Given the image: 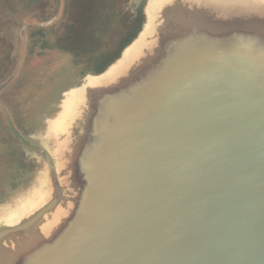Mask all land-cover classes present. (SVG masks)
<instances>
[{"label":"water","instance_id":"95a60500","mask_svg":"<svg viewBox=\"0 0 264 264\" xmlns=\"http://www.w3.org/2000/svg\"><path fill=\"white\" fill-rule=\"evenodd\" d=\"M119 50L45 117L0 264H264V0H143Z\"/></svg>","mask_w":264,"mask_h":264},{"label":"rangeland","instance_id":"374dc122","mask_svg":"<svg viewBox=\"0 0 264 264\" xmlns=\"http://www.w3.org/2000/svg\"><path fill=\"white\" fill-rule=\"evenodd\" d=\"M143 0H0V205L34 180L38 132L62 90L114 55Z\"/></svg>","mask_w":264,"mask_h":264},{"label":"flooded vegetation","instance_id":"af4514ba","mask_svg":"<svg viewBox=\"0 0 264 264\" xmlns=\"http://www.w3.org/2000/svg\"><path fill=\"white\" fill-rule=\"evenodd\" d=\"M120 50H121V49H120ZM120 50H118L117 52H119ZM117 52H116V53H117ZM116 53H115V54H116ZM115 54H114V55H112V56H115Z\"/></svg>","mask_w":264,"mask_h":264}]
</instances>
